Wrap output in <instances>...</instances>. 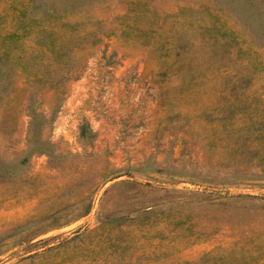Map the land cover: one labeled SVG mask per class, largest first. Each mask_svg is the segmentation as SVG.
Masks as SVG:
<instances>
[{
	"label": "rangeland",
	"instance_id": "1",
	"mask_svg": "<svg viewBox=\"0 0 264 264\" xmlns=\"http://www.w3.org/2000/svg\"><path fill=\"white\" fill-rule=\"evenodd\" d=\"M0 264H264V0H0Z\"/></svg>",
	"mask_w": 264,
	"mask_h": 264
}]
</instances>
